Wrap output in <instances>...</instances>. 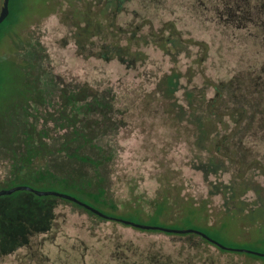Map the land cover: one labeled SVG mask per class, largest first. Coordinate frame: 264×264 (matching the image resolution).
Segmentation results:
<instances>
[{
    "label": "rangeland",
    "instance_id": "1",
    "mask_svg": "<svg viewBox=\"0 0 264 264\" xmlns=\"http://www.w3.org/2000/svg\"><path fill=\"white\" fill-rule=\"evenodd\" d=\"M236 1L129 0L119 24L135 14L154 26L170 20L192 41L191 55L182 53L176 62L150 45L145 64L125 69L117 59L76 55L71 28L60 24L46 0H9L0 65L7 60L25 67L0 70V189L23 184L54 190L111 216L198 229L228 247L264 252V239L258 241L264 189L227 184L222 194L210 196L203 174L187 164L186 143L161 122L159 101L146 96L174 65L182 71L194 66L192 84L254 68L256 46L264 43L254 41L260 32L254 29V0ZM205 48L207 59L197 64ZM35 59L37 71L29 67ZM81 82L83 93L68 96ZM47 148L52 151L45 155ZM163 154L170 164L157 167ZM37 177L41 182L28 179ZM154 203L162 205L161 214ZM138 206L139 214L123 213ZM243 258L197 234L140 229L61 197L27 190L0 196V264H242Z\"/></svg>",
    "mask_w": 264,
    "mask_h": 264
},
{
    "label": "trees",
    "instance_id": "2",
    "mask_svg": "<svg viewBox=\"0 0 264 264\" xmlns=\"http://www.w3.org/2000/svg\"><path fill=\"white\" fill-rule=\"evenodd\" d=\"M128 1L46 0V7L53 5L51 13L58 16L60 24L71 28V40L75 45L76 55L82 58L94 57L105 61L117 59L125 69H129L147 62L148 52L145 49L150 45L164 56L170 57L172 62H176L182 53L191 55L189 42L192 39L184 38L173 21L168 20L154 26L149 18L135 14L125 25L119 24L118 15L124 12ZM6 20L7 18L0 23V39L8 32L4 26ZM254 29L261 32L254 34V41H262L264 0H254ZM256 49L254 68H239L233 75L223 79L212 80L205 77L199 83L192 84L197 73L194 66L189 65L182 71L174 65L159 78L154 90L146 95L147 101H159L162 107L161 122L173 130V137L186 143L187 164L203 174L209 184V195L213 197L222 194L223 188L228 187L227 184H255V187L259 185L261 190L264 189L261 185L264 184V43L256 46ZM206 59L207 48L194 62L200 64ZM36 60L35 63H29L33 71H37ZM5 61L0 65V70H24L25 66L16 68L9 61ZM60 82L59 79L56 89L60 90ZM68 85L64 87L68 88ZM84 85L86 82H81L77 90L70 89L68 96L79 91L83 93ZM90 91H86L82 101L89 97ZM49 102V105H53V102ZM47 149L45 155L52 151L51 148ZM157 159V167L170 164L166 154ZM169 171L162 175L175 172L174 169ZM18 175L25 176L23 171H19ZM210 176L214 178L211 179ZM28 179L41 182L39 177ZM231 189L236 191L233 187ZM188 204L190 207L194 206ZM175 206L176 210L187 208ZM205 206L209 210L207 201ZM155 208L161 214L162 205L154 203L153 209ZM130 211L139 214L142 207H130L123 213ZM210 229L215 231L216 228ZM259 235L258 241L263 240L264 230ZM197 236L201 241L211 244ZM230 252L243 255L242 264L264 261V256Z\"/></svg>",
    "mask_w": 264,
    "mask_h": 264
},
{
    "label": "water",
    "instance_id": "3",
    "mask_svg": "<svg viewBox=\"0 0 264 264\" xmlns=\"http://www.w3.org/2000/svg\"><path fill=\"white\" fill-rule=\"evenodd\" d=\"M9 11H10L9 0H2V5L0 7V23L8 16ZM18 190H27V191L32 192L35 195H38V196L53 195V196L61 197V198L67 199L69 201H72V202L84 207L85 209L91 211L92 213L98 215L99 217H102L104 219L118 221V222H121L123 224L130 225L133 227H137L140 229H159V230H162L165 232L179 233V234L194 233V234L201 236L202 238L206 239L211 244H213V245H215V246H217L223 250L247 252V253L255 254L258 256H264V252H259V251H255V250H251V249H244V248L228 247V246L222 244L221 242L213 239L212 237L207 235L205 232L198 230V229L171 228V227H165V226L146 225V224L137 223V222L125 219V218L111 216V215H108V214L100 211L96 207L79 200L78 198H76L70 194H66V193H62V192H58V191H54V190H41V189L33 188L31 186H28V185L18 184V185L9 187V188H1L0 189V196L6 195V194H11V193L18 191Z\"/></svg>",
    "mask_w": 264,
    "mask_h": 264
},
{
    "label": "flooded vegetation",
    "instance_id": "4",
    "mask_svg": "<svg viewBox=\"0 0 264 264\" xmlns=\"http://www.w3.org/2000/svg\"><path fill=\"white\" fill-rule=\"evenodd\" d=\"M232 1L235 3L237 2L236 0H232ZM229 4L232 5L231 3H229ZM232 7L234 8V13H238V11L240 10L238 4L236 6L233 5Z\"/></svg>",
    "mask_w": 264,
    "mask_h": 264
}]
</instances>
